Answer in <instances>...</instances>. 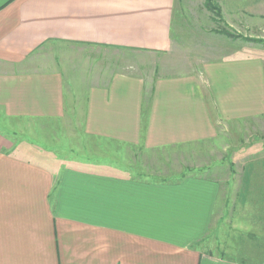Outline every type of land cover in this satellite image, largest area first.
<instances>
[{
	"label": "crops",
	"instance_id": "obj_1",
	"mask_svg": "<svg viewBox=\"0 0 264 264\" xmlns=\"http://www.w3.org/2000/svg\"><path fill=\"white\" fill-rule=\"evenodd\" d=\"M216 2L248 39L223 34L207 51L174 38L175 0H0V264H264L263 172L232 187L229 256L206 245L229 210L214 181H152L129 164L134 147L164 151L264 114V45L250 40L264 1ZM50 43L168 51L178 63L148 86L123 72L66 75L41 50ZM11 131L84 154L45 158Z\"/></svg>",
	"mask_w": 264,
	"mask_h": 264
},
{
	"label": "rangeland",
	"instance_id": "obj_2",
	"mask_svg": "<svg viewBox=\"0 0 264 264\" xmlns=\"http://www.w3.org/2000/svg\"><path fill=\"white\" fill-rule=\"evenodd\" d=\"M175 3L172 19L174 26L178 24V27L174 38L179 36L178 41L191 45L193 49L201 48L208 51L209 48L215 47L216 43L220 44L215 39H221L220 35L223 34L233 39H247L248 33L243 32L241 27L232 28L223 23L216 0H175ZM253 36L255 38L251 41H255L258 46L264 45V27L259 28ZM223 44L227 46V42ZM41 50L56 57L66 75L123 72L144 77L146 86L158 76L176 72L174 64L178 63L176 55L168 51L158 53L88 45L70 46L69 43H50ZM257 54L264 57L263 50L258 49ZM181 57H184L183 54ZM9 134L17 147L30 144L32 139L20 132H16L15 136L12 131ZM32 140L33 153L45 158L63 155L65 161H73L84 154L73 145L48 146ZM130 154L133 155L135 164H129L136 165L135 170L147 180L172 181L180 178L181 173L190 172L200 175L205 173L206 177L214 181L219 193L223 191L225 207L229 210L227 216H217L218 225L207 238L206 245L232 256L234 237L231 220L232 187L241 180H246L243 184L247 185L248 179L241 177L244 171L255 170L264 173V114L242 120H220L208 138L192 141L183 146L166 148L164 151L134 147ZM36 155L34 157H37ZM181 166L185 168L180 169ZM174 170L176 173H173Z\"/></svg>",
	"mask_w": 264,
	"mask_h": 264
},
{
	"label": "trees",
	"instance_id": "obj_3",
	"mask_svg": "<svg viewBox=\"0 0 264 264\" xmlns=\"http://www.w3.org/2000/svg\"><path fill=\"white\" fill-rule=\"evenodd\" d=\"M248 39V38H247ZM254 38H251L250 40H253Z\"/></svg>",
	"mask_w": 264,
	"mask_h": 264
}]
</instances>
